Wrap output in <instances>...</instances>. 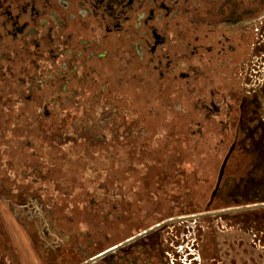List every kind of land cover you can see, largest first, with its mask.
<instances>
[{"label": "flooded vegetation", "instance_id": "af4514ba", "mask_svg": "<svg viewBox=\"0 0 264 264\" xmlns=\"http://www.w3.org/2000/svg\"><path fill=\"white\" fill-rule=\"evenodd\" d=\"M263 33L264 0H0V151L6 150L1 153L7 160L0 166H10L8 181L16 178L12 166L27 161L29 151L40 154L29 139L31 131L46 130V125L40 128V116L60 124L66 85H81L93 95L101 79L108 84L112 77L119 80L130 74L137 78L138 94L142 97L145 92L144 101L151 103L149 113L160 114L154 103L163 102L165 92L176 93L187 109L178 111L168 102L162 112L201 116L204 120L190 119L197 129L192 133L203 134L204 124L214 119L220 132L236 136L237 123L246 127L244 119L258 113L249 115L251 102L242 96L238 104L231 83L221 77L245 65L244 54L257 49ZM96 96V106L119 103L111 95L106 103ZM241 145L236 139L232 143L225 157L226 169L231 159L240 162L243 155L252 156L253 151ZM55 146L50 145L57 151ZM19 148L17 153L12 151ZM54 164L60 166L57 161ZM75 178L66 186L59 185L50 196L55 193L60 229L73 232L85 227L82 234L89 258L80 264H191L195 255L189 253L187 232L170 228L175 221L172 216L164 217L160 191L115 190L119 177ZM93 182L102 184L88 189ZM220 188L221 182L212 197ZM83 195L89 205L81 211L77 204H83L78 201ZM20 198V203H27L26 196ZM153 216L163 219L151 225ZM193 217L177 219L184 223ZM1 242L0 259L6 249L8 264H25L24 256L30 254L34 260L39 257L34 242L27 255L13 237L8 236L5 245ZM59 258L51 253L45 255L47 261L44 256L41 260L59 264Z\"/></svg>", "mask_w": 264, "mask_h": 264}, {"label": "rangeland", "instance_id": "374dc122", "mask_svg": "<svg viewBox=\"0 0 264 264\" xmlns=\"http://www.w3.org/2000/svg\"><path fill=\"white\" fill-rule=\"evenodd\" d=\"M257 43L253 53L244 54L246 60L242 68H233L221 77L231 83L238 104L242 96L251 102L249 115L253 111L258 113L244 119V123L248 121L246 127L237 123L240 130L236 136L220 132L218 120L214 119L212 123L204 124L203 134L192 133L197 129L190 119L204 120L201 116L185 117L177 111L173 115L162 112L168 102L178 111L187 109L182 104V96L176 93L165 92L163 102L154 103L160 114L149 113L151 103L144 101L145 92L142 97L138 94L137 78L130 74L119 80L112 77L108 84L101 79L102 84L93 88L97 89L95 93L104 100L103 103L111 95L116 103L124 101L122 105L96 106L93 99L97 96L95 93L91 95L89 88L85 91L81 85H66L67 97L61 106L60 124L40 116V128L46 125V130L41 128L42 132L31 131L29 134L30 141L48 158L47 162L52 165L57 161L60 166L54 164L55 170H39L38 173L29 170L24 172L27 178L13 177L12 183L0 177L1 244H6L8 236L13 237L19 249L26 251L27 255L30 243L34 242L39 256L35 258L36 264H47L41 257L46 260L45 255L51 253L59 254V264L84 262L89 258L82 234L85 227L80 226L73 232H70L73 229H60L55 219L58 216L55 193L50 195L59 185L66 186L75 177L77 181L82 177H119L115 190L161 192L166 207L164 217L172 216L175 221L170 228L187 232L189 253L195 255L191 257V264H264L263 188L251 185L247 198L243 193L239 195L250 182L246 177H237L243 174L242 165L231 159L225 168V177L220 181L221 188L212 197L220 183V168L235 139L242 144L241 147L253 151L255 162L264 163V33ZM75 88L78 91L72 90ZM43 105V101L39 103V113H42ZM235 119L238 121L239 115ZM51 144L58 150L49 148ZM75 150L80 152L77 159ZM86 152L93 153L92 161L82 159L81 155ZM105 161L108 166L102 165L101 162ZM227 173L236 177H231V181ZM34 175L46 181L32 182L28 176L35 178ZM93 183L94 186L89 184L87 188L98 189L102 184ZM22 195L26 196L25 204L19 202ZM146 200L150 204V199ZM78 201L83 203L77 204L81 211V207L84 209L89 205L85 195ZM170 208L172 212H169ZM198 214L203 215L193 217ZM184 216L193 218L184 220V223L178 221V217ZM155 218L151 217L149 224L163 219L161 216ZM5 254L6 249L1 264H8ZM24 257L26 262L19 257L20 262L22 259L25 264H31L28 257L33 260V256Z\"/></svg>", "mask_w": 264, "mask_h": 264}, {"label": "trees", "instance_id": "16d2710c", "mask_svg": "<svg viewBox=\"0 0 264 264\" xmlns=\"http://www.w3.org/2000/svg\"><path fill=\"white\" fill-rule=\"evenodd\" d=\"M20 150H21V148H19L18 150L12 149V151L14 153H17ZM2 151L5 152L6 150L3 149ZM2 151H0V163L5 164L7 162V160L5 159V155L1 153ZM75 151H76L75 152V157H76L75 159H77V156L79 155L80 152L77 151V150H75ZM92 154L93 153L86 152L83 155H81V157H82V159H86L87 160L90 157H92ZM20 157H21V155H20ZM242 160L240 162H241V165H242V169H243L242 173L243 174L242 175L240 174L237 177H240V176L241 177H246L250 183L246 184V186L243 187V188H245V190H244V192L243 191L240 192L239 195L241 193H243V195L247 198L248 195H250V190L249 189L251 187L249 188V186H251V185H252L253 188H263V192H264V163H262L260 160L255 162V158L253 157V155L252 156L251 155H248V156L247 155H243V159ZM47 161H48V158H46L45 154L40 153L39 155H37L36 153L32 154V152L29 151L28 160L27 161L24 159L22 161L23 164H17V165L14 164L12 166L13 167L12 174L15 175L16 177H24L21 172H23V171L25 172L26 170H32V169H36L37 170V168H38L39 170H44V171L46 170L47 171V170H50L51 168L53 169L55 166L51 165ZM85 161H83V163ZM82 167H84V164L82 165ZM9 173H10V166H6V165H3V167L0 166V177H3V179L5 181H8V179H9L8 177H10ZM227 175L228 176H233L230 173H227ZM232 178H231V181H232ZM241 186H242V184H241ZM236 195L237 194H235V196ZM263 195H264V193H263ZM231 196H232V193H231Z\"/></svg>", "mask_w": 264, "mask_h": 264}, {"label": "water", "instance_id": "95a60500", "mask_svg": "<svg viewBox=\"0 0 264 264\" xmlns=\"http://www.w3.org/2000/svg\"><path fill=\"white\" fill-rule=\"evenodd\" d=\"M227 160H228V157L225 159L223 165H222V168H221V171H220V176H219V182L221 181L222 179V176H223V173H224V169H225V165L227 163Z\"/></svg>", "mask_w": 264, "mask_h": 264}, {"label": "crops", "instance_id": "0c3cea01", "mask_svg": "<svg viewBox=\"0 0 264 264\" xmlns=\"http://www.w3.org/2000/svg\"><path fill=\"white\" fill-rule=\"evenodd\" d=\"M29 261L31 262V264H36L34 259L33 260L30 259Z\"/></svg>", "mask_w": 264, "mask_h": 264}]
</instances>
